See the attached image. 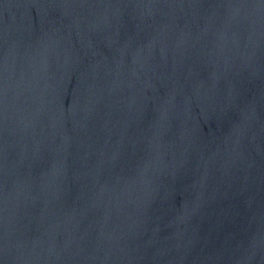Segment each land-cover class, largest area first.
<instances>
[{
    "label": "water",
    "instance_id": "95a60500",
    "mask_svg": "<svg viewBox=\"0 0 264 264\" xmlns=\"http://www.w3.org/2000/svg\"><path fill=\"white\" fill-rule=\"evenodd\" d=\"M0 264H264V0H0Z\"/></svg>",
    "mask_w": 264,
    "mask_h": 264
}]
</instances>
